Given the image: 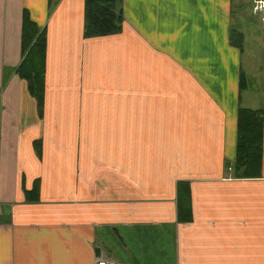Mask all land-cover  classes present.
I'll use <instances>...</instances> for the list:
<instances>
[{
  "label": "crops",
  "instance_id": "obj_1",
  "mask_svg": "<svg viewBox=\"0 0 264 264\" xmlns=\"http://www.w3.org/2000/svg\"><path fill=\"white\" fill-rule=\"evenodd\" d=\"M83 4L0 0V264H264V11L118 0L120 31L85 38ZM29 22L39 107L18 73ZM174 64L193 84L175 103ZM237 110L261 120L255 178L234 176Z\"/></svg>",
  "mask_w": 264,
  "mask_h": 264
},
{
  "label": "trees",
  "instance_id": "obj_2",
  "mask_svg": "<svg viewBox=\"0 0 264 264\" xmlns=\"http://www.w3.org/2000/svg\"><path fill=\"white\" fill-rule=\"evenodd\" d=\"M118 0H84L83 36L85 38L114 35L120 31L121 16L113 11ZM23 39L29 50L18 73L27 84V92L38 107L42 102V60L44 52L43 32L37 33L32 23L24 27ZM261 120L256 112L237 110L234 176L255 178L258 176L260 158ZM189 192L185 182L176 185V216L180 222L188 220Z\"/></svg>",
  "mask_w": 264,
  "mask_h": 264
},
{
  "label": "rangeland",
  "instance_id": "obj_3",
  "mask_svg": "<svg viewBox=\"0 0 264 264\" xmlns=\"http://www.w3.org/2000/svg\"><path fill=\"white\" fill-rule=\"evenodd\" d=\"M238 4L239 3H237L236 5H238ZM116 6H117V4L115 3L114 8H113V11L117 14V12H116ZM242 6L243 5H241L239 7L243 8ZM248 7H249V5H248ZM242 11H243V15L240 18H242L243 21H249L250 18H252V21L253 22H258L257 21L258 16H251V14H250L251 12H250V9L249 8L245 10V7H244V9H242ZM233 28L236 29L235 30V33L230 31V35H229V41H230V44L232 45L231 48L234 51H240V49H241V47H239L240 36H239L238 33H240V30L242 29V27H241V29L239 27H233ZM242 34H243L244 40H245V38L248 37V35L244 31H242ZM258 39H259V36L255 38V40H258ZM244 40H243V45H245V49H243V51H244V53L245 52H248L249 53V51H252L251 58H252V60H254L252 62V66H253V69L255 70L258 67V64L256 62L257 61V55H258V53L256 51L257 50V47H255L256 50L255 49H252V47L250 48L248 42L247 41H244ZM248 41H250V39ZM244 56H245V54L241 57L243 62H244V58H243ZM180 67L181 66L180 65H177V64H174L173 65V85H172L173 94L172 95H173V98H174V103L178 99L182 98V96H179L182 93V90H183V87L180 84V82H181L182 79L186 81V83L184 82V89H189L190 90L191 89V86H193V84L188 79L186 80L184 78V73L182 72V70H181ZM182 100H188V99H187V97L186 98L184 97V99L183 98L180 99V101H182ZM184 102L187 103V101H184Z\"/></svg>",
  "mask_w": 264,
  "mask_h": 264
},
{
  "label": "built area",
  "instance_id": "obj_4",
  "mask_svg": "<svg viewBox=\"0 0 264 264\" xmlns=\"http://www.w3.org/2000/svg\"><path fill=\"white\" fill-rule=\"evenodd\" d=\"M250 10L252 14L260 13L264 11V0H250ZM95 264H107L104 260H98Z\"/></svg>",
  "mask_w": 264,
  "mask_h": 264
}]
</instances>
